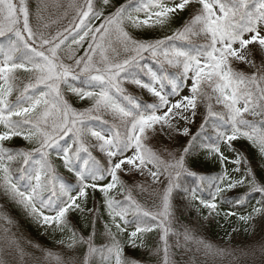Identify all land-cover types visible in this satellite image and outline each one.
<instances>
[{
	"label": "snow or ice",
	"instance_id": "snow-or-ice-1",
	"mask_svg": "<svg viewBox=\"0 0 264 264\" xmlns=\"http://www.w3.org/2000/svg\"><path fill=\"white\" fill-rule=\"evenodd\" d=\"M101 2L98 8L95 0H68L67 24L53 30L45 17L47 0H36L34 10L28 0H0V195L42 228L67 233L57 241L67 249L63 254L32 245L47 264H93L97 258L99 264H141L125 255L122 237L127 234L130 248L145 249L146 234L157 230L162 264H182L172 248L190 252L189 244L205 256L231 255L192 228L174 225L191 206L204 220L236 217L254 230L257 221L264 233V160L258 175L234 146L245 139L264 158V0ZM237 64L255 71H238ZM73 97L90 106L74 107ZM202 104L203 122L190 136ZM160 136L190 138L175 151H156L149 141ZM16 138L32 147L12 146ZM201 155L220 171L201 172ZM54 156L75 183L60 174ZM245 187L243 195H229ZM89 190L102 194L109 218L104 230L110 242L100 247L94 242L100 211L88 207ZM72 214L93 216L90 235L77 232ZM0 221V264H10L6 255L13 249L21 260L30 256L40 264L41 257L26 252L8 227L15 221L4 205ZM78 246H86L82 255Z\"/></svg>",
	"mask_w": 264,
	"mask_h": 264
},
{
	"label": "trees",
	"instance_id": "trees-1",
	"mask_svg": "<svg viewBox=\"0 0 264 264\" xmlns=\"http://www.w3.org/2000/svg\"><path fill=\"white\" fill-rule=\"evenodd\" d=\"M36 0H31V4H34ZM97 7H102L101 0H95ZM115 5H120L124 3V0H113ZM109 10H105L107 13ZM186 18V14H185ZM182 23V20H178L176 23L172 25V28L179 27ZM164 34H171V30L165 32H157V33H146V38H152L155 36H162ZM254 58L257 63L260 61L257 58V55L254 54ZM238 71L246 72L247 74H251L255 71V69H248L244 64L235 65ZM128 88V91L131 92L135 96H139L137 91L133 88L132 85H125ZM142 99V98H141ZM72 102L74 107L77 108H85L90 106L86 104L84 101L79 103V100L76 98H72ZM217 110H220L219 106H217ZM205 111L204 105L202 104L199 108L198 115L195 119V123L189 125L190 128V136L196 135L199 130L200 124L203 122V116L200 113ZM107 118V117H106ZM211 132V129H209ZM189 137L178 136L176 139L180 142V145H183L187 142ZM164 143V142H163ZM12 146L17 148H30L31 145H27L22 139L17 138V140H13L11 142ZM234 146L236 149L240 150L244 153L245 156L248 157L254 169L258 170V175H260L261 170L258 168V165L264 158H262L258 150L252 146V144L245 140L241 139L234 142ZM164 148H167L169 151H175L177 149L174 148V145L170 142L161 144L159 146L160 151H163ZM222 150H224L222 148ZM97 154L98 153H95ZM226 155L234 158V153L225 152ZM55 163L57 164L58 170L62 176L65 177L66 180L75 183V178L71 173H68L62 166L59 160L53 157ZM231 165L229 166V170L231 171ZM199 170L206 175H212L220 171L219 164L213 162V160L205 159L203 155H201L199 160ZM126 182L131 185L132 181L128 176H122ZM138 182H144V178L137 177ZM107 181H100L99 183L103 184ZM150 183V181L148 180ZM264 182V180H262ZM162 187V186H160ZM138 189L133 190V195L140 200L141 203L146 204V206H150V201H146V199L138 194ZM247 191V188H238L233 190V192L229 193V195H243ZM256 199H259L260 196L258 193L253 194ZM93 196L95 199V205L93 204ZM117 199H123L121 195H117ZM187 203L186 201L184 202ZM253 205L255 204V200H253ZM0 205H4L5 210L8 215L15 221L14 225L8 226L11 227L12 232H14L17 238L20 241L21 246L25 249L26 252L31 253L34 257H41L40 264H47L43 260V252L39 251L32 247V245L38 244L41 248L51 250L57 253H65L67 249L57 243L58 240L67 237V233L60 232H52L51 230H46L42 228L37 223L28 218L25 213L14 204L10 203L6 198L0 195ZM88 207H98L100 211V215L95 218V244L100 247L110 242V238L105 234L104 224L109 221L106 210L103 207V196L97 190L94 194L89 190V202ZM241 214H244L245 211H250L251 209H237ZM206 214V212H205ZM259 219V218H258ZM93 216L81 217L79 214H72V226L77 230V232L81 235L87 237L93 231L92 226ZM0 223H3L0 221ZM255 225V230L251 225H244L240 222L236 217H232L228 222H226L223 217H215L209 218L208 220H204L202 215H198L195 208L191 206H187L183 208L182 214H180L179 222L174 225L180 231H183V226H188L194 230L195 235L202 237L209 242L213 243L219 248L225 249L226 252L231 253V255H225L223 258L221 257H211L205 256L203 251L200 252L195 251V245L189 244L188 247L192 249L190 252H184L183 249L172 248V252L176 255L174 259L182 262V264H253V261H259L261 258H264V240H261V236L264 233L260 232L261 225L257 223V221H253ZM248 228V231H245V228ZM236 229L233 232V229ZM131 230V229H130ZM113 231H115L113 229ZM31 242L28 243V242ZM127 234H124L122 237V242L124 243V251L127 257L135 258L140 261L141 264H158L163 261V244L160 240L159 231H154L152 233H148L145 236V244L146 248H136L132 249L126 243ZM176 238L170 237V243L175 244ZM181 243H183V239L181 237ZM149 250H158L157 255H149ZM86 251V246H78L76 252L78 255H82ZM255 253L252 255V253ZM248 253V255H245ZM190 257H194V260H190ZM6 259L10 261V264H34L32 257L25 256L23 260L16 254L15 250H12L11 255H6ZM93 264H99V259H94Z\"/></svg>",
	"mask_w": 264,
	"mask_h": 264
},
{
	"label": "rangeland",
	"instance_id": "rangeland-1",
	"mask_svg": "<svg viewBox=\"0 0 264 264\" xmlns=\"http://www.w3.org/2000/svg\"><path fill=\"white\" fill-rule=\"evenodd\" d=\"M47 3L49 5L47 12L45 13V17L47 19V21L49 23H51L52 29L55 30L57 27H64L67 24V20L64 19V15L59 13L57 14V12H62L64 13L65 11V6L68 3V0H65L64 2H61V0H47ZM64 5L61 6V5ZM94 23L98 24L99 21H95ZM258 59L260 60V57L258 54H256ZM246 66V65H245ZM248 69H252L251 67L246 66ZM138 91L140 92V95L144 98V99H151V97L148 96V94L140 89H138ZM172 143L174 145L175 149H179L180 148V142L176 139L175 142H172L170 140H168L166 137L164 136H160L158 138H154L152 140L149 141V145L156 151H160L159 146L161 144L164 143ZM139 177V176H138ZM150 181V178H149ZM158 264H162L161 262H159Z\"/></svg>",
	"mask_w": 264,
	"mask_h": 264
}]
</instances>
